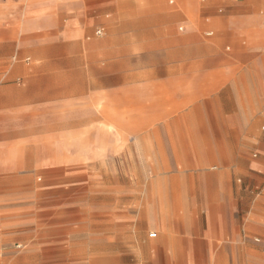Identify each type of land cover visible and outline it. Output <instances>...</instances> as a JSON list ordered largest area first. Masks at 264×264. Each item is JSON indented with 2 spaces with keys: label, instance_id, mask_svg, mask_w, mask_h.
<instances>
[{
  "label": "crops",
  "instance_id": "1",
  "mask_svg": "<svg viewBox=\"0 0 264 264\" xmlns=\"http://www.w3.org/2000/svg\"><path fill=\"white\" fill-rule=\"evenodd\" d=\"M211 19L221 21L215 41ZM0 35L28 61H120L114 90L122 117L133 114L120 128L167 131L172 214L120 219L134 228L107 256L232 264V243L264 233V218L238 216L239 195L264 194V0H0ZM15 76L0 75L4 96L46 94L45 75H25L22 87ZM87 77L90 90L110 73Z\"/></svg>",
  "mask_w": 264,
  "mask_h": 264
},
{
  "label": "rangeland",
  "instance_id": "2",
  "mask_svg": "<svg viewBox=\"0 0 264 264\" xmlns=\"http://www.w3.org/2000/svg\"><path fill=\"white\" fill-rule=\"evenodd\" d=\"M189 15L202 27V18ZM211 22L218 33L208 41H215L221 21ZM123 69L120 61H28L0 44V75H16L22 87L25 75L40 73L48 87L40 97L0 90V264H136L133 255L107 256L118 251L120 231L134 228L120 219L172 214L167 186L178 168L160 154L167 131L120 128L132 125L121 123L114 90ZM107 73L86 88L88 75ZM99 84L112 89L110 97ZM257 192L239 195V217L264 218V194ZM147 234L157 242V232ZM231 249L238 253L232 264H264V233Z\"/></svg>",
  "mask_w": 264,
  "mask_h": 264
},
{
  "label": "built area",
  "instance_id": "3",
  "mask_svg": "<svg viewBox=\"0 0 264 264\" xmlns=\"http://www.w3.org/2000/svg\"><path fill=\"white\" fill-rule=\"evenodd\" d=\"M97 33H98V34H101V31H98ZM205 35H206V36H210L211 33H206Z\"/></svg>",
  "mask_w": 264,
  "mask_h": 264
}]
</instances>
